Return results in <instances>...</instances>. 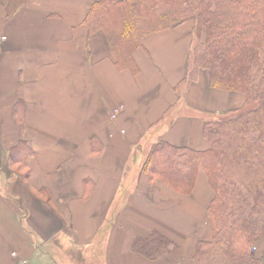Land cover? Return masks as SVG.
I'll use <instances>...</instances> for the list:
<instances>
[{
    "label": "crops",
    "instance_id": "crops-1",
    "mask_svg": "<svg viewBox=\"0 0 264 264\" xmlns=\"http://www.w3.org/2000/svg\"><path fill=\"white\" fill-rule=\"evenodd\" d=\"M125 1L0 0V264H194L211 240L205 173L181 194L143 166L160 143L208 151L204 124L245 98L190 65L191 22L127 52L86 25Z\"/></svg>",
    "mask_w": 264,
    "mask_h": 264
},
{
    "label": "trees",
    "instance_id": "trees-1",
    "mask_svg": "<svg viewBox=\"0 0 264 264\" xmlns=\"http://www.w3.org/2000/svg\"><path fill=\"white\" fill-rule=\"evenodd\" d=\"M191 20L193 33L194 23L204 32L193 68L209 72L212 88L242 94L244 106L204 124L208 151L160 143L143 172L181 194L191 192L199 171L205 173L213 192L206 211L212 237L197 243L194 264H263L264 256L250 249L264 241V0L97 3L86 25L110 27L127 52L143 37Z\"/></svg>",
    "mask_w": 264,
    "mask_h": 264
},
{
    "label": "rangeland",
    "instance_id": "rangeland-1",
    "mask_svg": "<svg viewBox=\"0 0 264 264\" xmlns=\"http://www.w3.org/2000/svg\"><path fill=\"white\" fill-rule=\"evenodd\" d=\"M190 22L192 23V20ZM193 39H194L193 48H192V52H191V56H190V63H191L190 65H192V67L194 65V62L196 63V59L198 56V54H195V48L197 47V49H198V45L200 42L204 43V32L198 33V30L196 28L195 23H194ZM194 69H195V71H197L196 67H194ZM200 70H205V69H200ZM250 253H253L258 258L264 256V241L261 242L258 246H256L255 249L251 248ZM62 255L63 254L58 255V257L55 258V260L58 261V264H77L74 258H70L67 256H66V258H64V256H62ZM68 255H70V254H68Z\"/></svg>",
    "mask_w": 264,
    "mask_h": 264
},
{
    "label": "built area",
    "instance_id": "built-area-1",
    "mask_svg": "<svg viewBox=\"0 0 264 264\" xmlns=\"http://www.w3.org/2000/svg\"><path fill=\"white\" fill-rule=\"evenodd\" d=\"M121 110H122V107H118L114 109L111 114V119L114 120Z\"/></svg>",
    "mask_w": 264,
    "mask_h": 264
}]
</instances>
